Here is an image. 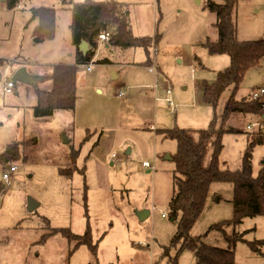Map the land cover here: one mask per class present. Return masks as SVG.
<instances>
[{
	"label": "rangeland",
	"instance_id": "1",
	"mask_svg": "<svg viewBox=\"0 0 264 264\" xmlns=\"http://www.w3.org/2000/svg\"><path fill=\"white\" fill-rule=\"evenodd\" d=\"M118 1L133 33L160 34L158 44L148 53L143 48H107V42L99 43L93 61L79 69L75 110H56L45 119L34 116L33 86L17 83L12 93H6L3 84L22 67L33 76L50 75L54 65L76 62L72 12L61 0H20L19 8L13 9L0 1V151L14 142L37 139L36 144L21 145L19 157L0 163V264L168 263L164 247L170 246L177 232L168 208L175 187L172 156L177 143L157 129L200 130L212 122L220 127L232 87L224 91L215 109L204 102L203 85L216 81L218 72L230 65V57L211 55L204 46L207 40L219 38L208 0ZM41 6L56 9L57 32L53 40L36 43L32 34L38 21H31V9ZM238 38L264 40V0L239 6ZM103 58L112 63H98ZM113 73L118 78L113 79ZM40 87L50 90L52 83ZM261 87L264 61L249 70L237 97L249 99ZM119 91L125 96L120 97ZM258 122L264 119L254 114L237 113L230 119L228 126L236 132L224 135V168L242 167L249 137L261 129L248 126ZM73 148L80 155L77 170L68 178L60 169L68 165ZM263 163L264 143L253 152L255 176ZM12 166L16 171L4 179ZM30 199L39 205L34 211L28 209ZM233 199L231 183L212 184L191 235L227 249V235L243 234L244 240L234 247L237 263L264 264V245L262 254H257L248 243L264 240L263 215L226 226L224 231L210 230L234 218ZM145 213L149 216L142 219ZM44 217L52 228L69 227L78 235L90 224L94 241H99L98 253L86 245L74 249V243L59 236L39 244L47 233ZM175 254L172 250V257ZM195 262L191 251L178 258V264Z\"/></svg>",
	"mask_w": 264,
	"mask_h": 264
},
{
	"label": "trees",
	"instance_id": "2",
	"mask_svg": "<svg viewBox=\"0 0 264 264\" xmlns=\"http://www.w3.org/2000/svg\"><path fill=\"white\" fill-rule=\"evenodd\" d=\"M1 1V0H0ZM6 1L7 7L13 9L20 0ZM62 5L72 12V39L76 47L74 64H56L50 75H36L37 104L33 107L37 119L52 117L56 110L74 111L77 103L78 72L81 66L90 64L96 56L94 41L101 34L113 31L107 48L117 47L143 48L149 53L161 38L160 34L152 36H136L130 26L127 12L118 0H61ZM248 0H208L207 8L216 15L215 26L219 38L207 40L204 46L211 55H228L230 65L219 71L212 84L203 85V99L216 109L224 91L232 87L230 98L225 104L221 126L215 122L206 129H160L158 133L176 141L177 151L172 156L175 162L174 192L169 202V218L176 223L177 232L168 247H164L163 257L167 264H178V258L184 251L195 254V264H238L236 261L235 244L243 241V234L227 235L230 246L227 249L207 244L204 236L193 237L191 231L202 216L212 184L229 182L234 187V218L216 224L210 230L224 231L226 226H237L246 218L264 216V163L257 176L253 174L254 149L264 143V131L254 132L249 137V145L244 153L242 167L238 170L224 168L221 153L224 149L223 138L236 129L228 126L230 119L237 113L263 116L261 101L237 97L238 90L249 70L260 66L264 61V40L241 41L238 38L239 6ZM31 21L38 24L33 30L36 43L53 40L57 32V13L54 7L41 6L31 9ZM85 41L90 50L84 55L80 44ZM100 64H111L109 58L98 61ZM149 63V60L147 61ZM51 82L50 90L40 87L42 83ZM17 83L15 84V86ZM35 137L7 145L0 151V163H6L20 156V146L36 144ZM80 150L73 148L67 155L68 165L60 169L61 174L72 178L77 170ZM87 196H85L86 200ZM87 202V201H86ZM86 207L87 204L85 203ZM88 212V211H87ZM47 233L43 234L38 243H46L48 239L59 236L74 243V249L86 245L95 255L98 253L99 241H94L91 226L88 224L83 235L74 233L71 228H52L49 219L44 217ZM206 236V235H205ZM253 252L262 254L260 247L264 240L248 242ZM176 254L172 257L171 251Z\"/></svg>",
	"mask_w": 264,
	"mask_h": 264
},
{
	"label": "built area",
	"instance_id": "3",
	"mask_svg": "<svg viewBox=\"0 0 264 264\" xmlns=\"http://www.w3.org/2000/svg\"><path fill=\"white\" fill-rule=\"evenodd\" d=\"M112 36H113V32H111L110 30L105 32V33H101L94 41V46H93L94 50L97 52V49H98L97 45L99 43L108 42L112 38ZM90 69L91 68H88V70H90ZM149 71L152 73L153 72L152 68H150ZM14 87H15L14 82L13 81H9L8 83L3 84V91L6 92V93H12ZM166 93L170 95L171 90L167 89ZM119 96L120 97H124L125 93L123 91H119ZM250 99L251 100H255V101H261L262 108L264 110V87H261V88H258V89H254L252 91ZM167 102H168L170 107H173L174 104H173V102L171 101V99L169 97L167 98ZM256 125H259V127L261 128L260 130L264 131V123H259V122L253 124L252 126H248V128L251 129L253 126H256ZM144 165L147 166V167L150 166L148 163H145ZM16 169L17 168L15 166H12L9 171L4 173V179H9L10 175L13 172H15Z\"/></svg>",
	"mask_w": 264,
	"mask_h": 264
},
{
	"label": "water",
	"instance_id": "4",
	"mask_svg": "<svg viewBox=\"0 0 264 264\" xmlns=\"http://www.w3.org/2000/svg\"><path fill=\"white\" fill-rule=\"evenodd\" d=\"M2 1V0H1ZM79 50L85 55L89 51V44L85 41H83L80 46ZM118 76L116 73H113V79H116ZM12 81L14 84L16 83H23L30 86H36V81L34 79V76L31 75L25 67L20 68L16 71V73L12 77ZM38 203H36L34 200H29L28 209L29 211H34L38 207ZM148 213L142 214L141 218L145 219L148 217Z\"/></svg>",
	"mask_w": 264,
	"mask_h": 264
},
{
	"label": "crops",
	"instance_id": "5",
	"mask_svg": "<svg viewBox=\"0 0 264 264\" xmlns=\"http://www.w3.org/2000/svg\"><path fill=\"white\" fill-rule=\"evenodd\" d=\"M18 8H19V7H18ZM89 50H90V46H89ZM117 76H118V75H117ZM117 78H118V77H117ZM262 118L264 119V115L262 116ZM259 122H260V121H259ZM262 122H263V121H262ZM262 122H261V123H262ZM157 130H158V129H157ZM148 214H149V213H148ZM148 216H149V215H148Z\"/></svg>",
	"mask_w": 264,
	"mask_h": 264
}]
</instances>
